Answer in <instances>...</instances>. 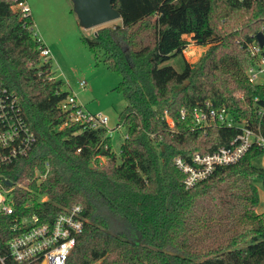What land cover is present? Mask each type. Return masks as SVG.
I'll return each instance as SVG.
<instances>
[{
  "label": "trees",
  "instance_id": "obj_1",
  "mask_svg": "<svg viewBox=\"0 0 264 264\" xmlns=\"http://www.w3.org/2000/svg\"><path fill=\"white\" fill-rule=\"evenodd\" d=\"M112 4L121 24L82 42L122 78L116 91L127 106L118 127L127 135L119 155L107 128L69 123L60 129L69 121L60 103L70 93L55 78L52 61L42 63L47 46L34 33L32 14L15 11L14 0H0V86L20 96L38 133L27 156L12 170H0L32 190L16 191V214L53 222L82 205L87 221L67 264H263L264 215L255 209L256 181L264 185V147L252 146L238 163L218 167L191 189L175 159L214 153L239 133L238 126L193 130L190 118L180 119L181 110L206 102L264 138V88L247 76L254 65L247 45L262 29L264 0ZM186 36L209 48L196 64L184 59L178 72L167 63L184 58ZM46 164L48 176L38 184L35 174L45 173ZM10 228L11 218L0 217L1 256H8ZM7 263L13 264L8 257Z\"/></svg>",
  "mask_w": 264,
  "mask_h": 264
},
{
  "label": "built area",
  "instance_id": "obj_2",
  "mask_svg": "<svg viewBox=\"0 0 264 264\" xmlns=\"http://www.w3.org/2000/svg\"><path fill=\"white\" fill-rule=\"evenodd\" d=\"M14 1V10L17 9L23 16L31 14L25 1ZM260 33L264 35V21ZM247 51L254 59V65L247 72L248 80L252 85L264 88V46L260 45L256 37L254 42L247 45ZM40 55L42 63L52 61V54L47 47L41 50ZM53 79L50 78V81ZM86 85L85 81L80 83L82 88ZM60 109L69 115V121L60 129L69 123L107 128V118L86 112L72 94L60 103ZM263 112L264 109L259 110V115H263ZM164 118L174 131L175 122L167 111ZM188 118L191 119L193 130L213 125L226 128L238 126L240 130L228 146L214 153H196L190 159H175V166L184 175L186 189L208 179L218 167L238 163L252 146L264 147V138L260 134L244 122L236 121L226 109L214 108L210 102L194 108L192 112L181 110L180 119L186 121ZM37 139L35 127L24 116L20 96L0 86V170H12L33 150ZM49 168L50 165L46 164L45 173L35 174L38 184L47 178ZM6 182H11V186H7ZM17 190L32 191L26 182L0 174V217L11 218L10 230L14 234L7 242V257L13 264H67L87 221L84 207L75 205L59 213L53 222H43L35 213L16 214L14 194ZM7 257L0 255V264H8Z\"/></svg>",
  "mask_w": 264,
  "mask_h": 264
},
{
  "label": "rangeland",
  "instance_id": "obj_3",
  "mask_svg": "<svg viewBox=\"0 0 264 264\" xmlns=\"http://www.w3.org/2000/svg\"><path fill=\"white\" fill-rule=\"evenodd\" d=\"M28 3L34 16V33L52 49L55 78L65 83L66 90L77 98L86 112L107 118L112 150L119 155L127 135L126 127H118L119 115L127 106L123 96L116 91L122 78L102 61H97L82 38H92L100 28L115 26L121 21L84 29L70 0H28ZM185 38L189 44L184 50V58L178 56L167 63L178 72L184 69V59L196 64L209 48L197 45L191 36ZM82 81L87 84L85 88L80 86ZM101 162L106 160L101 159Z\"/></svg>",
  "mask_w": 264,
  "mask_h": 264
},
{
  "label": "water",
  "instance_id": "obj_4",
  "mask_svg": "<svg viewBox=\"0 0 264 264\" xmlns=\"http://www.w3.org/2000/svg\"><path fill=\"white\" fill-rule=\"evenodd\" d=\"M70 1L79 19L80 26L84 29H94L121 19L120 13L112 4L113 0ZM257 40L261 46H264V35L262 33L257 34ZM6 184L11 186V182H6Z\"/></svg>",
  "mask_w": 264,
  "mask_h": 264
},
{
  "label": "crops",
  "instance_id": "obj_5",
  "mask_svg": "<svg viewBox=\"0 0 264 264\" xmlns=\"http://www.w3.org/2000/svg\"><path fill=\"white\" fill-rule=\"evenodd\" d=\"M25 2L28 5V7L30 8L31 14L33 16L32 9H31V7H30V5L28 3V0H25ZM33 18H34V16H33ZM42 41H44V40L42 39ZM44 44L48 48V45L46 43H44ZM48 49L50 50L51 54H53L52 53V49L50 47ZM261 164L264 167V156L261 159ZM256 186H257V189H258L259 203H258L255 211H256V213L258 215H264V185L262 184L261 181H256Z\"/></svg>",
  "mask_w": 264,
  "mask_h": 264
}]
</instances>
